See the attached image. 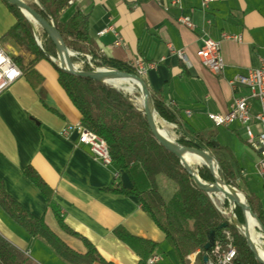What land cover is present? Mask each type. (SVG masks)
I'll use <instances>...</instances> for the list:
<instances>
[{
	"label": "crops",
	"instance_id": "crops-1",
	"mask_svg": "<svg viewBox=\"0 0 264 264\" xmlns=\"http://www.w3.org/2000/svg\"><path fill=\"white\" fill-rule=\"evenodd\" d=\"M77 8L89 15L90 34L103 54L132 64L155 63L139 76L185 126L198 130H204L200 126L210 120L209 113H226L233 98L248 94L247 88L233 87L230 80L259 66L264 55V0H213L207 9L202 0H181L180 5L171 0H75L60 19L67 20ZM180 16H188L194 27L180 24ZM15 20L6 0H0V45L20 67L28 66L35 56L7 34ZM105 28L109 30L101 33ZM225 34L242 39H226ZM206 37L221 40L222 74L212 73L197 56ZM179 50L186 59L178 56ZM35 68L42 78L39 83L33 85L22 75L0 94V176L7 191L32 213L44 216L70 248L85 254V243L61 227L40 190L25 176L26 167H34L53 189L64 222L90 240L106 261L93 264L139 263L136 250L116 235L119 226L158 243L153 253L160 257L156 264H179L138 198L115 190L118 184L131 187L128 175L79 145L78 130L62 135L67 124L81 120V113L50 59H40ZM161 182L171 188L164 179ZM0 233L39 264H71L46 240L29 235L1 207ZM196 256L192 254L193 262Z\"/></svg>",
	"mask_w": 264,
	"mask_h": 264
},
{
	"label": "trees",
	"instance_id": "trees-1",
	"mask_svg": "<svg viewBox=\"0 0 264 264\" xmlns=\"http://www.w3.org/2000/svg\"><path fill=\"white\" fill-rule=\"evenodd\" d=\"M74 1L26 0V3L56 26L67 47L76 53L72 56V61L81 62L80 70L92 71L108 67L139 75L132 63L107 56L99 50L90 34L89 15L83 10L77 8L67 20L60 19L61 13ZM6 3L16 18L7 32L8 36L35 56L28 66H19L23 75L35 85L42 79L35 68L36 62L42 58L52 61L58 71L60 84L81 113L83 125L107 141L113 164L124 171L131 181V187L118 184L115 190L138 198L144 210L164 233L179 264H193L191 256L194 253L197 254V264H204V256L207 254L211 257L215 245L225 246L228 243H232L237 250V256L232 264H262L256 259L239 226L223 214L207 191L195 183L180 158L158 141L144 109L134 103L132 96L113 84L61 68L57 61L56 44L48 32L41 28L37 32L40 40L38 42L32 22L19 7L7 1ZM87 54L91 56L90 60ZM138 93L140 95V92ZM151 96L159 116L176 124L179 134L177 141L180 144L205 151L209 150V147L225 150L235 160L230 149L217 141V133L214 130H198L185 126L160 95L151 93ZM213 140L218 142L216 147ZM220 165L228 183L241 174L228 159L220 158ZM24 173L40 190L47 206L54 210L61 227L80 238L88 251L82 254L70 248L50 228L44 216L32 213L7 191L0 176V207L4 212L32 237L46 240L71 264L106 262L90 240L64 222L60 208L54 200L53 189L36 169L29 165ZM198 174L204 181L210 183L215 181L205 165L198 168ZM162 179L171 185L172 191L169 195L164 193ZM244 191L253 212L264 225V198L247 188ZM234 211L240 223H245L242 209L235 206ZM223 224L226 226L221 227ZM114 231L139 254L138 264H149V258L158 246L157 242L135 236L123 226L117 227ZM211 231L215 232L214 242L212 247L206 250V244L211 241ZM227 231L230 232V236L226 234ZM0 264L39 263L0 233Z\"/></svg>",
	"mask_w": 264,
	"mask_h": 264
},
{
	"label": "built area",
	"instance_id": "built-area-1",
	"mask_svg": "<svg viewBox=\"0 0 264 264\" xmlns=\"http://www.w3.org/2000/svg\"><path fill=\"white\" fill-rule=\"evenodd\" d=\"M213 0H202V6L207 9ZM173 5H180L181 0H171ZM178 22L186 27L193 28L194 23L188 16L178 17ZM112 28V27H111ZM113 29V28H112ZM109 28H105L101 33H105ZM115 31V30H114ZM118 35V33L115 31ZM224 38L240 41L242 38L236 34H225ZM181 59H186L182 50L176 51ZM197 56L201 63L205 65L212 73L222 74L225 69V61L221 52V40L212 37L203 39L202 45L197 50ZM139 74L146 70V67H154L155 63L145 64L142 61L133 63ZM23 72L16 61L6 53L0 45V94L8 89ZM233 87H245L248 94L233 98L230 109L226 113H209L208 116L214 126H229L233 122H239L247 129L249 142L259 152V161L256 168L258 175L264 182V55L260 58V64L257 67L250 68L246 74H237L230 80ZM259 100L260 109L258 113H253L252 99ZM188 115L192 114L190 109L186 110ZM255 124L258 132L255 133L252 128ZM79 131L78 144L89 147L95 159H98L105 165L112 164V156L107 141L97 133L86 128L82 121L67 124L61 131L62 135L68 137L74 131ZM237 256V250L228 243L225 247L221 244L214 246L212 256L204 264H232ZM160 257L153 254L149 258V264H156Z\"/></svg>",
	"mask_w": 264,
	"mask_h": 264
},
{
	"label": "rangeland",
	"instance_id": "rangeland-1",
	"mask_svg": "<svg viewBox=\"0 0 264 264\" xmlns=\"http://www.w3.org/2000/svg\"><path fill=\"white\" fill-rule=\"evenodd\" d=\"M24 1L26 2V0H24ZM31 22H32V24H33L35 29H39L40 30L41 28H43L38 22L32 21V20H31ZM36 39L38 40V42H40V40H39V38L37 36V33H36ZM72 53H73L72 56L76 55V53L74 51H72ZM57 55H58V53H57ZM87 58H88V60H90L91 56L89 54H87ZM57 61H58L59 65H60L59 58L57 59ZM73 63L78 69L80 68L81 62H78V63L77 62H73ZM100 68H108V67H100ZM96 69H99V68H96ZM107 83H110V82L107 81ZM110 84H112V83H110ZM117 87H119V88L123 89L124 91H126L127 93H129L132 96V98L134 100V103L139 108H141V109L143 108V105L141 103V92H140V89L137 86H135L133 91H130L128 89L129 86H126L125 84L118 85ZM138 92H140V95H139ZM251 102H252V105H253V113L254 114L258 113L259 109H260L259 100L256 99V98H253ZM157 115L159 117L161 126H166L168 128L170 134L177 141V138L179 137V134L177 132L176 124L170 123V122L162 119L159 116L158 113H157ZM252 128H253V131L255 133L258 132V128H257V126L255 124H252ZM200 129H204V130L212 129V130H214L217 133V141L220 144H222L224 146H227L230 149L231 154L234 156L235 160L232 159V157L230 156V154L227 151H225V150H216V149H214L212 147H209V150L206 151V152H208L209 154H211L213 156V158L215 160L214 165L216 166L215 169L218 171V173H220V176L222 177L220 179L222 180V182H226L227 184H230L233 187H235L242 195L245 196L247 201H248V198H247V195H246V193L244 191L245 188H247V189H249L251 191H254L259 196L264 198V182L261 179V177L258 175L257 168H256L257 162L259 161V152L249 142V136L247 134L246 127L242 126L239 122H235L231 126L216 127V126H214L213 122L209 120V121H206V123H203L200 126ZM213 141L215 143H218V142H216V140H213ZM217 145H215V147ZM196 149H199V148H196ZM201 150H203V149H201ZM220 158H224V159L230 160L234 164V166L236 168V171L238 173H239V171L241 172V174L236 176V178H234L231 181V183L227 182L226 178L224 177V175L222 173V168H221V165H220ZM203 165H205V164L195 163L192 167H193L194 171H196V173H198V168L200 166H203ZM208 169H209V167H208ZM199 177H200V175H199ZM208 183H210V182H208ZM214 183H215V181L212 182V184H214ZM163 189H164V193L166 195H169L171 193V191H172V188L169 189L167 187V185H164ZM211 197L213 198L214 203L223 212V214L228 216L230 220L234 221L239 226V228L242 231V233L244 234L245 230L241 229V225H243V224L246 225L247 224L244 212H243V216L245 218V223H242V222L240 223V221H239V219H238V217H237V215H236V213L234 211L235 205H234V203H232L230 201L229 198H227L225 195L222 196V195H220L218 193H213L211 195ZM257 230L260 231L259 228ZM226 234L228 236H230V232L227 231ZM263 241H264V239H263ZM225 246H223V247H225ZM263 246H264V243H263ZM193 264H197L196 259L194 260Z\"/></svg>",
	"mask_w": 264,
	"mask_h": 264
},
{
	"label": "water",
	"instance_id": "water-1",
	"mask_svg": "<svg viewBox=\"0 0 264 264\" xmlns=\"http://www.w3.org/2000/svg\"><path fill=\"white\" fill-rule=\"evenodd\" d=\"M6 1L11 3V4L16 5L17 7H19L27 18L29 16L25 10H28L34 16L35 21L38 22L48 32V34L50 35V37L53 39V41L56 44L58 58H59V62H60V67L63 68L64 70H67L69 72H72V73H75L78 75L88 76V77H91V78H94V79H97L100 81H104V82H107L106 77L111 75V74H118V75H123L126 77H132V78L136 79L138 87H139L140 92H141V96L143 97V100H144V106H143L144 112L147 116L149 125L152 129V132L154 133V135L156 136L158 141L162 145H164L167 149L174 152L180 158L182 164L189 171V173L193 176L195 183L200 188L207 191L210 195H212L213 193H216L217 191H221V192H223V194L227 198L230 199V201L232 203H234L235 206L237 205L243 210L244 215L246 214V212H248L256 220V222L258 224V228L262 232V235L264 238V225L261 222V220L259 219V217L253 212V210H252L249 202L246 200L245 196H244L245 201H242L238 198H235L233 196V194L231 193V192H235L237 190L235 187H233L230 184H227L226 182L225 183H226V186L228 187V189H225L219 185L218 177L215 174V167L216 166L214 165L215 160H214L213 156L204 150L187 147L185 145L180 144L176 140H171L170 138H167V137L160 134V129L158 128L157 123L155 121L153 111L150 109V106H149L150 100H151V103L153 105L152 96H151V93L149 91L148 86L146 85V83L142 79V77H140L137 74H131L128 72H123V71L116 70L113 68H99V69H95L93 71L79 70L74 65V63L72 62V58H71L73 55L72 51L67 47V45L65 44L60 32L58 31V29L56 28V26L54 24L48 22L45 18H43L36 10H34L24 0H6ZM30 20H31V18H30ZM62 51L64 52L65 58L62 55ZM65 60L67 62V66L64 65ZM153 107H154V105H153ZM154 110H155V108H154ZM217 144L218 143H215V145H217ZM186 150L193 151L195 153H201L206 157V159L208 161L211 162L210 164L205 163V165L209 167L211 173L213 174V176L215 178L214 184L203 181L199 177L198 173H196V171H194L193 169L190 168L187 161L184 159V157L182 155V151H186ZM225 226H226V224L221 225V227H225ZM214 234H215V232L211 231V241L206 244V246H205L206 250H209L212 247L213 242H214ZM244 235L248 241L250 248L254 252L256 259L260 263L264 264V261L259 257V255L254 250L252 244L249 242L248 232L245 231ZM208 259H209V256L206 254L204 256V261L207 262Z\"/></svg>",
	"mask_w": 264,
	"mask_h": 264
},
{
	"label": "bare ground",
	"instance_id": "bare-ground-1",
	"mask_svg": "<svg viewBox=\"0 0 264 264\" xmlns=\"http://www.w3.org/2000/svg\"><path fill=\"white\" fill-rule=\"evenodd\" d=\"M25 11L28 14V16L31 18V20L35 21L34 16L28 10H25ZM62 55L65 58L63 51H62ZM64 65L67 66L66 60L64 61ZM106 80L109 81L110 83L116 85V86L121 85V84H125L126 86H129L128 89L130 91H133L135 86L138 87L136 79H134L132 77H126L123 75L111 74V75L106 77ZM141 103L144 106V100H143L142 96H141ZM149 106H150V109L153 111L155 121L157 123L158 128L160 129V134L167 137V138H170L171 140H176L170 134V132L166 126H161L159 117H158L156 111L154 110V107L151 103V100L149 101ZM182 155H183L184 159L187 161V163L191 169L195 163H201V164H205V163L210 164L211 163L201 153H195L193 151L186 150V151H182ZM215 174L218 177L219 185L225 189H228V187L226 186V183L222 182V180L220 179L221 177H220V175L216 169H215ZM216 193L224 196L223 192H221V191H217ZM231 193L233 194V196L235 198H238L242 201H245L244 195H242L238 190H236L235 192H231ZM245 218H246L247 224L241 225V229L248 232L249 242L252 244L254 250L259 255V257L264 261V246H263V243H264L263 239L264 238H263L262 232L257 230L258 224H257L256 220L248 212H246ZM245 231H244V233H245Z\"/></svg>",
	"mask_w": 264,
	"mask_h": 264
}]
</instances>
